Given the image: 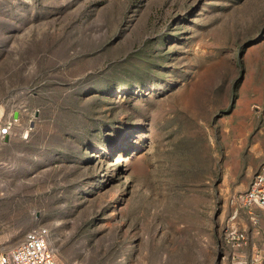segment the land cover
<instances>
[{
  "label": "rangeland",
  "instance_id": "374dc122",
  "mask_svg": "<svg viewBox=\"0 0 264 264\" xmlns=\"http://www.w3.org/2000/svg\"><path fill=\"white\" fill-rule=\"evenodd\" d=\"M0 107V251L39 225L60 264L264 249L233 202L264 160V0H0Z\"/></svg>",
  "mask_w": 264,
  "mask_h": 264
},
{
  "label": "built area",
  "instance_id": "2783aa9c",
  "mask_svg": "<svg viewBox=\"0 0 264 264\" xmlns=\"http://www.w3.org/2000/svg\"><path fill=\"white\" fill-rule=\"evenodd\" d=\"M18 119L12 116L0 119V144L11 134L12 127ZM233 202L249 210L253 226L260 224L261 214L264 213V160L255 172L248 189ZM231 240L235 247H242L248 243V235L243 230H233ZM0 264H60L52 245L49 228L39 225L27 231L12 249L0 251ZM250 264H264V249L253 254Z\"/></svg>",
  "mask_w": 264,
  "mask_h": 264
},
{
  "label": "crops",
  "instance_id": "0c3cea01",
  "mask_svg": "<svg viewBox=\"0 0 264 264\" xmlns=\"http://www.w3.org/2000/svg\"><path fill=\"white\" fill-rule=\"evenodd\" d=\"M4 111H5L4 108L0 107V119H2L4 117V115H5ZM263 219H264V217H263ZM262 229L264 230V226L262 227Z\"/></svg>",
  "mask_w": 264,
  "mask_h": 264
},
{
  "label": "water",
  "instance_id": "95a60500",
  "mask_svg": "<svg viewBox=\"0 0 264 264\" xmlns=\"http://www.w3.org/2000/svg\"><path fill=\"white\" fill-rule=\"evenodd\" d=\"M19 115H18V112H15L14 113V117H18Z\"/></svg>",
  "mask_w": 264,
  "mask_h": 264
}]
</instances>
